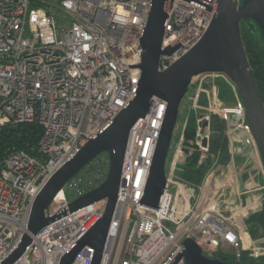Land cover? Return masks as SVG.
<instances>
[{
    "label": "built area",
    "instance_id": "built-area-1",
    "mask_svg": "<svg viewBox=\"0 0 264 264\" xmlns=\"http://www.w3.org/2000/svg\"><path fill=\"white\" fill-rule=\"evenodd\" d=\"M152 1L0 0V130L19 124H39L43 129L37 156L14 150L0 162V264L28 232L33 202L47 181L135 95L141 70L129 66L142 63L140 38ZM216 1L212 0L211 11L186 0H175L171 10H166L161 48L175 40L182 47L161 56L159 72L200 41L212 21ZM219 79L233 91V109L224 107L217 85L207 84ZM186 97L189 111L203 113L193 139L186 137L188 115L184 118L167 158L166 186L158 210L139 202L144 198L167 103L155 97L147 116L132 127L101 264H171L188 238L209 257L227 248L234 250L237 262L243 253L255 259L264 256V246L250 236L245 223L252 211L262 210L263 199L251 205L239 203L229 216L222 209L227 193L238 192L236 173L220 174L222 166L215 165L197 189L179 178L195 151L200 162L207 157L213 114L226 121L230 163L241 150L238 145L249 143L260 155L237 87L225 74H202L193 78ZM109 164L104 154L94 159L57 194L46 216H54L99 187L107 178ZM106 205V199L90 204L31 234V244L14 264H60L102 217ZM94 251L86 246L72 264H91ZM177 264H185V259Z\"/></svg>",
    "mask_w": 264,
    "mask_h": 264
},
{
    "label": "water",
    "instance_id": "water-1",
    "mask_svg": "<svg viewBox=\"0 0 264 264\" xmlns=\"http://www.w3.org/2000/svg\"><path fill=\"white\" fill-rule=\"evenodd\" d=\"M175 0H153L140 43L142 63L130 65L140 68L138 89L124 109L93 139L86 143L44 185L35 198L28 222V232L15 251L2 263L14 264L31 244V234L40 233L53 223L77 210L107 200L102 217L61 258L60 264H72L86 246L95 249L91 264H101L106 239L114 217L124 156L134 124L145 118L153 100L158 97L167 103V109L156 145L154 157L144 190L141 206L158 210L166 186L165 166L170 153L173 135L178 127L181 104L189 92L194 77L202 74H225L237 87L244 104L249 129L254 136L264 168V101L256 83L242 38V21L253 26L264 45V0H217L212 21L200 41L166 71L159 72L163 55L176 52L181 43L175 40L162 49V39L167 23L166 10H171ZM211 11L212 0H186ZM141 51V52H142ZM207 141L203 142L206 146ZM106 153L110 164L107 178L96 189L83 194L47 217L46 210L57 194L94 159ZM243 264L230 263L220 257H209L190 238L182 243V250L172 261L177 264Z\"/></svg>",
    "mask_w": 264,
    "mask_h": 264
},
{
    "label": "trees",
    "instance_id": "trees-1",
    "mask_svg": "<svg viewBox=\"0 0 264 264\" xmlns=\"http://www.w3.org/2000/svg\"><path fill=\"white\" fill-rule=\"evenodd\" d=\"M241 29L247 56L264 101V45L258 38L253 26L250 25L248 21H242ZM205 103L206 101L202 99L201 104L204 105ZM202 113L203 111L201 110L189 111L187 129L185 131L188 140L195 138L198 133L199 126L197 124V119ZM192 120H194L195 123H192ZM181 126H183V122ZM226 129V121L224 118L218 114L211 115V134L207 157L200 162V154L195 152L187 159L179 172V178L184 181L189 188L197 189L205 179L207 173L215 165L221 164L223 166H228L230 164L231 156ZM42 135L43 129L39 124H19L16 126L7 125L3 127L0 130V162L14 150L25 151L31 156H37ZM263 212L264 209L257 214L254 221L257 225L256 231H260L262 236L264 235ZM260 232H258L257 235ZM254 236L253 234V237ZM214 257H220L222 260L230 263L237 262L235 254L230 250L218 252ZM240 263L264 264V256L255 259L250 257L248 253H243L240 258Z\"/></svg>",
    "mask_w": 264,
    "mask_h": 264
},
{
    "label": "crops",
    "instance_id": "crops-1",
    "mask_svg": "<svg viewBox=\"0 0 264 264\" xmlns=\"http://www.w3.org/2000/svg\"><path fill=\"white\" fill-rule=\"evenodd\" d=\"M246 149L247 156L244 154ZM223 172H233L238 176L236 188L238 192L235 193V190L232 192L235 193L233 195L235 201H239V203L244 205H251L263 199L264 204V169L261 155L253 153L252 149L244 145V148L235 156L233 162L228 166H224ZM241 177H243L242 181L240 179ZM229 194L230 193H227V195ZM257 214L259 213L251 212L249 217L245 220L246 228L250 236L253 237L254 234L255 236L253 238L264 246V235L262 236L260 231H256L257 225L254 222ZM258 232L260 233L257 235Z\"/></svg>",
    "mask_w": 264,
    "mask_h": 264
},
{
    "label": "rangeland",
    "instance_id": "rangeland-1",
    "mask_svg": "<svg viewBox=\"0 0 264 264\" xmlns=\"http://www.w3.org/2000/svg\"><path fill=\"white\" fill-rule=\"evenodd\" d=\"M207 84L210 87L214 86V85H217L220 88L219 96H220V100L223 102L224 107L229 108V109H233L234 108V106H235V96H234L233 91L231 90V88L226 84V82H224L221 79H219V80H209V82ZM189 110H190V103L188 102V97H185L183 102H182V104H181V111H180L179 120H178V127L175 130L174 135H173V140H172L170 153H172V151L174 149V145L176 144V142L178 140V135L180 133V126H181L184 118L189 114ZM232 117H233V121L234 122H238L239 121V119L236 116L233 115ZM192 123H195V121L192 120ZM226 127H227V124H226ZM238 147H240L241 149L244 148L243 145H238ZM246 147H249L250 149H252L253 153H255L253 147H251L249 143H246ZM245 151L246 152H244V154L247 156V149ZM104 156L107 157V154L104 153ZM218 166H222V170L220 171V174L223 173V165L219 164ZM240 179L242 181L243 177H241ZM221 204H222V209L224 211V214L226 216H229L232 213L231 209L234 206L238 205L239 201L238 202L235 201V197L233 195L229 194V195H227V196H225L223 198V203H221ZM262 210H263V208H262ZM260 212H261V210H260ZM257 213H259V211H257ZM226 250L227 251L230 250L231 252L234 253V250L231 249V248H227Z\"/></svg>",
    "mask_w": 264,
    "mask_h": 264
}]
</instances>
